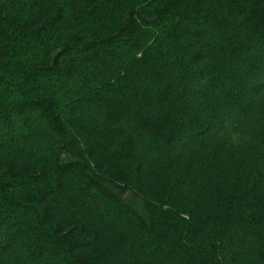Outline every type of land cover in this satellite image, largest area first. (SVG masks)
<instances>
[{"label": "trees", "instance_id": "trees-1", "mask_svg": "<svg viewBox=\"0 0 264 264\" xmlns=\"http://www.w3.org/2000/svg\"><path fill=\"white\" fill-rule=\"evenodd\" d=\"M0 264H264V0H0Z\"/></svg>", "mask_w": 264, "mask_h": 264}]
</instances>
